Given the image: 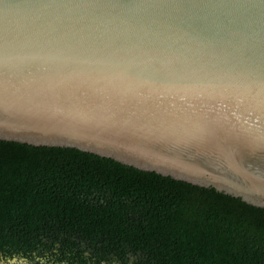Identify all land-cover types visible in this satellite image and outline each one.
I'll use <instances>...</instances> for the list:
<instances>
[{
  "label": "water",
  "instance_id": "95a60500",
  "mask_svg": "<svg viewBox=\"0 0 264 264\" xmlns=\"http://www.w3.org/2000/svg\"><path fill=\"white\" fill-rule=\"evenodd\" d=\"M0 141L264 208V0H0Z\"/></svg>",
  "mask_w": 264,
  "mask_h": 264
},
{
  "label": "trees",
  "instance_id": "16d2710c",
  "mask_svg": "<svg viewBox=\"0 0 264 264\" xmlns=\"http://www.w3.org/2000/svg\"><path fill=\"white\" fill-rule=\"evenodd\" d=\"M264 264V208L75 149L0 141V264Z\"/></svg>",
  "mask_w": 264,
  "mask_h": 264
},
{
  "label": "rangeland",
  "instance_id": "374dc122",
  "mask_svg": "<svg viewBox=\"0 0 264 264\" xmlns=\"http://www.w3.org/2000/svg\"><path fill=\"white\" fill-rule=\"evenodd\" d=\"M25 264V263H24Z\"/></svg>",
  "mask_w": 264,
  "mask_h": 264
}]
</instances>
